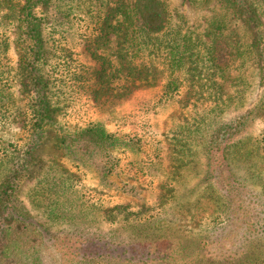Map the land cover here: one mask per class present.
<instances>
[{
	"label": "trees",
	"instance_id": "obj_1",
	"mask_svg": "<svg viewBox=\"0 0 264 264\" xmlns=\"http://www.w3.org/2000/svg\"><path fill=\"white\" fill-rule=\"evenodd\" d=\"M189 1L199 6L212 0ZM260 1L221 0L225 12L241 20L243 41L226 33L228 16H222L211 22L207 42L193 31L183 33L171 27L164 0H94L90 7L95 6L92 16H98V33L91 44H83V51L91 46L97 52L95 43L102 40L106 46L112 41L109 36H114L120 60L113 72L122 74L125 83L118 84L111 95L108 113L123 102L135 106V111L119 114L110 123V115L103 114L104 118L77 120L69 126L59 116L54 99L58 96L45 70L42 15L51 0H0V121L11 104L5 89L12 43L18 56L15 76L25 100V137L8 143L0 153V264H43L40 249L52 245V238L58 236L38 222L20 199L22 184L35 172L40 160L37 152L50 129L55 131L52 147L57 156L72 159L76 169H95L101 181L127 170L122 189L139 199L141 183L148 182L142 203L102 209V219H110V226L97 231L76 228L73 233L60 230L70 234L69 242H79L81 264H264V129L257 137L249 132L254 121L264 119ZM10 26L15 35L12 41L7 34ZM248 59H254L253 70ZM92 67L91 72L79 74L77 87L98 80L88 102L96 108L99 93L110 88L106 82L110 79L104 67ZM251 77H259L261 89L246 108ZM141 90L154 94L137 100ZM169 105L175 108L163 120ZM240 108L231 119L217 122L228 110ZM217 153L220 160L214 164L212 156ZM191 173L199 175L196 187L208 192L177 194L174 185H184L185 175ZM45 176L33 187V202L43 197L54 204L70 189L69 176L53 172L50 182ZM61 212L58 217H66ZM170 213L187 219L186 226L192 228H201L210 218L206 233L188 236L179 224H164ZM117 218L123 223L117 224ZM218 218L226 220L227 226L216 223ZM153 245L168 249L154 257L147 254Z\"/></svg>",
	"mask_w": 264,
	"mask_h": 264
},
{
	"label": "rangeland",
	"instance_id": "obj_2",
	"mask_svg": "<svg viewBox=\"0 0 264 264\" xmlns=\"http://www.w3.org/2000/svg\"><path fill=\"white\" fill-rule=\"evenodd\" d=\"M93 1L94 0H51L50 7H48L45 14L42 15L45 17L46 21L43 29L47 52L45 70L52 82V88L58 96V98L54 97V99L58 101L56 107L59 109V116L66 118L69 121V126L75 124L77 120L83 122L89 118L99 119L104 118L106 114L110 115L108 111L112 108L110 100L113 97L111 95L117 92L118 84L125 83V78L122 74L117 75L113 72V70L119 66L120 60L116 55L115 50L117 43L113 35L109 36L112 41L106 46L101 43L102 40L95 43L99 46H96L98 48V53L93 51L91 46L89 47L90 50H86V52L83 51V44L85 42L87 45L89 43L91 44L93 42V36L98 33L96 29L98 26L96 18L98 16H92L95 6L93 5L90 7ZM164 2H166L170 14L171 27L180 28L183 33L193 31L199 38L208 42L209 38L206 36V32L211 22L219 17L228 16L227 27L229 29L226 30V33L231 34L232 37L236 36V39L243 41L244 31L241 20L236 15H232L229 12L226 13L222 7L221 0H212L208 4L199 6L192 4L189 0H164ZM258 5L261 11L262 21L264 22V0L260 1ZM7 34L12 41L15 36L12 26L7 30ZM90 52L95 53L91 56ZM9 57L11 61L7 68V70L9 69V74L7 73L8 80L5 91L11 104L9 106V112L3 117L4 121H0V153L4 147L8 146V143L21 142L25 137L23 133V123L25 121L23 106L25 100L22 99L20 84L15 76L18 56L13 43L10 47ZM253 63L254 59H248V65L251 70H253ZM98 64L105 68L106 78L110 79H106V82H108L110 88L107 89L105 93H99L100 103H98L99 107H96L97 110L96 108H92V105L88 102L90 101L89 95L92 91L91 88L97 86L98 80L92 79L91 86L81 87L80 89L77 87V84L80 82L78 76L81 72L84 70L85 73H87V71L91 72L92 66L95 68V65L98 66ZM250 80L252 81V86L247 95L246 108L256 101L261 89L258 85L259 77H251ZM106 82L103 83V85H106ZM64 93H66V95ZM65 97L69 99L64 100ZM73 98L76 100H73ZM129 106L130 105L126 104V102H123L120 108L116 107L115 111L111 113L108 123H110L111 118L114 120V118L120 116L119 114L126 113L130 108ZM67 107L71 108L66 109ZM168 108L169 109L162 113V116L171 114L175 107L169 105ZM239 112H241V108L228 110L220 119H217V122H225ZM60 117L58 118L59 122H62ZM168 127L167 124L166 128ZM263 129L264 119H258L251 124L249 132L253 137H257ZM54 132L55 131L50 129L44 134V144L37 152L40 156V160L38 165L34 168L35 172L33 173L32 171L30 174L31 177L23 182L20 191V199L27 205L38 222L44 226H48L53 233L58 234L56 238H52V245L40 249L39 253L42 257L43 264H81L79 262V256L82 250H80V247H76V245H79V242L75 244L69 242L67 237L70 234L64 235L60 233V230L73 233L76 228L85 229L87 231H97V227L104 228L110 226V219H102V209L128 202L132 204L142 203L146 191H144V189L147 188L146 184L148 182L146 181L144 184L141 183L142 194L139 199L134 198V195L126 194L124 188L122 189L125 178H127V174L129 175L127 170L124 175L110 174L104 181H101L103 178L98 175L95 169L85 167L76 169V167L72 165V159L57 156L56 150L52 147V143L55 141ZM121 160L125 162V157L123 155L121 156ZM212 160H214V164H216L220 160V154L217 153L213 155ZM201 168L202 165L198 167L200 174H202L200 172ZM49 172H54L57 176L61 175L63 177L68 175L67 183H70V189L66 188L64 195L54 200V204L53 201L51 202L49 199L44 201V199H42L43 197L38 198V203L33 202V187L36 185L37 180H41V177L44 175H46L45 178L47 177L46 181L50 182ZM198 176L199 175L192 173L185 175L186 181L184 185H174L178 191L177 194L183 192L188 193L189 190L193 191L192 195H200L208 192V190H204L202 186L196 187L195 184L197 183ZM258 187L260 188V186ZM52 198L55 197L52 196ZM145 200L147 199L145 198ZM60 203H62V205H59V208L57 205ZM46 205H50V207ZM61 210L66 214V217H58V215L62 213ZM171 215L174 216L173 219H171ZM120 217L121 216H118V218ZM159 220L160 219L157 221ZM209 220L210 218L205 222L203 221L204 225L201 228L187 227V219H184L178 213L166 214L165 220L162 221L164 224L167 223L168 225H172L173 221L175 222L173 224L174 226L179 224L184 228L182 230L186 235L189 236L190 233H192L201 237L202 234L206 233V229L204 228H207ZM225 222L226 220L222 218L216 220V223L220 226L223 225L226 227L227 223L224 224ZM120 223L123 222L118 219L117 224ZM74 240L75 238L72 236L71 241ZM152 247L153 248H149L147 254L151 253L150 255L154 257L161 256V254L168 249L164 248L163 245H153ZM157 247H159L160 250L157 249ZM81 248L84 250L86 247L81 246Z\"/></svg>",
	"mask_w": 264,
	"mask_h": 264
},
{
	"label": "crops",
	"instance_id": "obj_3",
	"mask_svg": "<svg viewBox=\"0 0 264 264\" xmlns=\"http://www.w3.org/2000/svg\"><path fill=\"white\" fill-rule=\"evenodd\" d=\"M138 92H140V93H138ZM137 93H136V98H137V100H144V99H146L148 96L149 97H151L154 93H152L151 91H143V90H141V91H138ZM147 94H148V96H147ZM128 105H129V103H128ZM130 108H129V110L128 111H130V109H131V112H133V110L135 109V106H132V105H130L129 106ZM135 111V110H134ZM166 117H168L167 116V114H165L164 116H163V120H167V118ZM167 131V130H166Z\"/></svg>",
	"mask_w": 264,
	"mask_h": 264
}]
</instances>
